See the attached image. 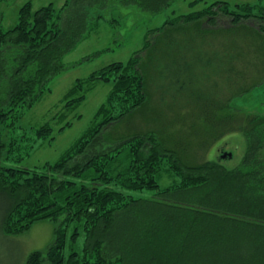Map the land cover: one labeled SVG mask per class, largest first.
<instances>
[{
    "label": "trees",
    "instance_id": "obj_1",
    "mask_svg": "<svg viewBox=\"0 0 264 264\" xmlns=\"http://www.w3.org/2000/svg\"><path fill=\"white\" fill-rule=\"evenodd\" d=\"M174 2L64 0L58 8L37 10L27 2L13 28L0 31V241L8 243L36 222L54 224L50 245L30 253L23 264H264V5L218 2L163 26L186 33L195 24L226 19L228 29L198 30L206 32L202 42L233 45L246 39L254 49L248 66L262 69L259 78L227 76L225 100H212L192 116L203 131L194 124L187 138L169 135L153 120L155 114L143 115L149 88L139 56L74 82L69 108L80 105L97 83L110 91L92 123L56 161L32 170L8 165L21 151L28 157L27 141L16 150L18 125L50 92L51 79L68 69L63 59L91 28L115 11L158 14ZM248 20L259 27L250 29L243 24ZM226 57L233 75L231 61L240 51L228 49ZM240 96L259 98L262 114L231 107ZM32 133L47 140L53 128L43 124ZM233 134L248 140L241 163L225 167L229 154L208 159ZM171 178L170 185L162 184ZM126 191L151 194L134 198Z\"/></svg>",
    "mask_w": 264,
    "mask_h": 264
},
{
    "label": "rangeland",
    "instance_id": "obj_2",
    "mask_svg": "<svg viewBox=\"0 0 264 264\" xmlns=\"http://www.w3.org/2000/svg\"><path fill=\"white\" fill-rule=\"evenodd\" d=\"M192 1L197 0H175L168 10L158 14L115 11L91 28L87 38L63 59L68 69L51 79L48 83L50 92H45L40 97L18 125L17 135L15 134L18 145L16 150L23 149V142L27 141L25 149L31 145L28 157L22 156L21 151L22 154H17L14 162H8V165L32 170L56 161L92 123L95 111L106 100L110 91L109 85L97 83L89 87L90 91L80 105L69 108L65 105L67 100L74 97L69 90L74 82L113 63H126L139 56L142 59L140 72L149 88V101L143 115L155 114L156 118L153 120L158 127L173 136L187 138L194 124L196 129L204 130V125L197 124L198 121L192 116L205 104L210 105L212 100H225L222 93L229 92L227 76L259 78L262 69L258 70V65L248 66L247 61H250L251 51L254 49L244 43L249 42L246 39L235 38L243 43L233 45L220 39L202 42V34L206 33L204 31L214 27L228 29L231 24L226 19L218 21L217 25L206 22L195 24L186 33L170 31L163 26L173 17L179 18L200 11L214 3L226 2L231 7L251 4L259 8V5H264V0H199L201 2L194 7L190 5ZM27 2L31 3L33 10L48 4L57 8L64 4V0H0V31L13 28L20 8ZM182 21L179 24H184ZM243 24L250 29L259 27L252 20L244 21ZM200 29L204 31H198ZM228 49L240 51V64L236 59L231 61L236 67L233 75L228 71ZM247 52L249 56L244 57ZM230 103L236 110L262 114L259 98L254 96H240ZM142 119L143 117H139L138 122H144ZM43 124L53 128L52 136L47 140L31 136L32 131ZM29 136L31 139H25ZM247 141L242 134L227 136L211 149L208 159L215 160L229 154L231 159L223 161V165L229 169L234 168L245 155ZM172 182L173 178L162 184L170 185ZM126 192L134 198H147L151 194L150 191ZM53 230L52 222L40 221L34 223L28 231L9 237L8 243L0 241V264H23L30 253L44 251L53 240ZM81 240L82 238L77 242L79 247ZM68 252L69 249L66 248L64 253L67 255Z\"/></svg>",
    "mask_w": 264,
    "mask_h": 264
},
{
    "label": "water",
    "instance_id": "obj_3",
    "mask_svg": "<svg viewBox=\"0 0 264 264\" xmlns=\"http://www.w3.org/2000/svg\"><path fill=\"white\" fill-rule=\"evenodd\" d=\"M230 156V155H229Z\"/></svg>",
    "mask_w": 264,
    "mask_h": 264
}]
</instances>
